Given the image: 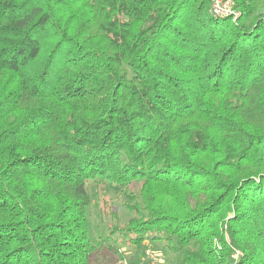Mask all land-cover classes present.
Instances as JSON below:
<instances>
[{"label":"trees","instance_id":"1","mask_svg":"<svg viewBox=\"0 0 264 264\" xmlns=\"http://www.w3.org/2000/svg\"><path fill=\"white\" fill-rule=\"evenodd\" d=\"M233 5L0 0V264L115 251L89 235L98 180L133 213L108 237L264 264V0Z\"/></svg>","mask_w":264,"mask_h":264},{"label":"rangeland","instance_id":"2","mask_svg":"<svg viewBox=\"0 0 264 264\" xmlns=\"http://www.w3.org/2000/svg\"><path fill=\"white\" fill-rule=\"evenodd\" d=\"M86 190L91 197L88 209L90 220V238L104 244H116L115 251L98 252L91 264H141L148 254L156 256L158 264H178L181 253H173L162 242L145 241L141 249L123 242L122 234L107 236V228L117 222L126 223L133 217L126 207L127 192L124 187L108 183L107 181H90ZM115 211L118 219L111 214ZM126 237V236H125ZM109 242V243H107Z\"/></svg>","mask_w":264,"mask_h":264},{"label":"built area","instance_id":"3","mask_svg":"<svg viewBox=\"0 0 264 264\" xmlns=\"http://www.w3.org/2000/svg\"><path fill=\"white\" fill-rule=\"evenodd\" d=\"M211 14L217 17L230 16L236 19L238 12L235 10L233 0H210ZM150 264H155L154 256L150 255Z\"/></svg>","mask_w":264,"mask_h":264}]
</instances>
